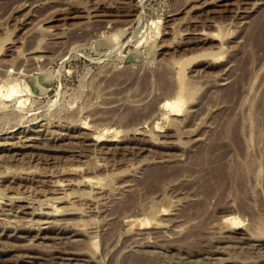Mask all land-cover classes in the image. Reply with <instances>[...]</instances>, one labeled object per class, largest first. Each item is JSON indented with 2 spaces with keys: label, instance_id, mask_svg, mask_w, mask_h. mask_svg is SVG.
Here are the masks:
<instances>
[{
  "label": "rangeland",
  "instance_id": "obj_1",
  "mask_svg": "<svg viewBox=\"0 0 264 264\" xmlns=\"http://www.w3.org/2000/svg\"><path fill=\"white\" fill-rule=\"evenodd\" d=\"M257 19L264 0H0V264H264Z\"/></svg>",
  "mask_w": 264,
  "mask_h": 264
},
{
  "label": "bare ground",
  "instance_id": "obj_2",
  "mask_svg": "<svg viewBox=\"0 0 264 264\" xmlns=\"http://www.w3.org/2000/svg\"><path fill=\"white\" fill-rule=\"evenodd\" d=\"M158 30V29H157ZM254 33H258V36H261V37H263V34H264V27H263V25H262V22H261V19H257V20H255V22L251 25V28H250V34L252 35V38H253V35H254ZM249 34V33H248ZM249 34V35H250ZM216 35V34H215ZM214 37V36H213ZM243 72H244V74L246 73V67H244L243 69ZM242 78V77H241ZM46 79V78H45ZM35 84L36 85H38V86H40V82H36L35 81ZM182 85V84H181ZM180 85V87L178 88V93H177V96L175 97V99H173V100H165L164 101V103H163V107L165 108V110H168V111H170V112H173V114L174 115H177L178 114V112L180 111V109H181V107L183 106V104H184V98H186L185 97V95H183V93L182 92H184V90H183V87ZM24 86H27V85H24ZM19 86H18V84H13L12 86H11V91L13 92V93H16V94H18L19 95V98H22L23 97V92L25 91H28V87H25V89L23 90V89H19L18 88ZM21 88V87H20ZM42 89V92H44V91H46V88H44V87H42L41 88ZM30 91V90H29ZM28 91V92H29ZM12 92L10 93V94H12ZM28 92H26V93H28ZM188 92L190 93V90H188ZM31 93V92H30ZM187 93V92H186ZM188 93V94H189ZM191 95V94H190ZM186 96H187V94H186ZM189 96V95H188ZM18 102H19V104L20 105H22V104H24L25 102H26V99H18ZM28 135V134H27ZM24 137V136H23ZM103 137V135L101 136V137H98V138H95V140L96 141H104V140H106V139H104V138H102ZM105 137V136H104ZM221 139H225V138H227V139H229V142H230V144L232 145V146H234L235 148H238V149H240V148H242V141H241V138H240V136H239V132L235 129V130H233V131H229V130H227L226 132H224L222 135H221ZM26 138V137H25ZM34 138V137H33ZM32 138V139H33ZM22 139V138H21ZM20 139V140H21ZM19 140V141H20ZM36 140V139H35ZM31 141V139L30 138H26L23 142H30ZM33 141V140H32ZM31 141V142H32ZM106 141H114L113 139H110V140H106ZM20 142H22V141H20ZM15 143L13 142V145H14ZM21 144V143H20ZM31 144V143H30ZM215 144H219V145H221L222 143H215ZM29 145V144H28ZM218 145V146H219ZM18 146V145H17ZM20 146V145H19ZM26 146V145H25ZM30 146V145H29ZM32 146V145H31ZM30 146V147H31ZM21 147V146H20ZM29 147V148H30ZM220 147V146H219ZM17 148V147H16ZM22 148V147H21ZM27 148V147H26ZM214 148V149H213ZM215 148H217V147H215V145H213L212 147H210V149H212L211 151H209V153H212V158H208L207 157V159L204 161V164H210V167H209V169H208V174H209V178L207 179V180H205L204 181V183L202 184V186H203V189H205V190H207V188L208 189H210V188H212V187H214V188H216L217 189V194H220V195H222V193L224 192V190L226 189V187H227V182H228V180H232L233 181V185L235 186V184L234 183H236V181H237V176H236V174L234 173V172H232V171H230L229 170V168H228V166H225L224 164L222 165V164H218V165H216V166H214V167H212L211 166V163H212V160L213 159H221L222 157H223V153H222V151H215ZM220 148H222V147H220ZM23 149V148H22ZM236 150V149H235ZM241 150V149H240ZM240 150H239V153H240ZM207 153H208V151H207ZM237 153V152H236ZM203 163V162H202ZM161 174H163L162 172H156V174H154V176H153V179H154V183H156V182H159V180L160 179H162L161 177ZM235 174V175H234ZM166 176H163V178H165ZM148 183V182H147ZM25 208V207H24ZM26 209V208H25ZM44 213H46V212H44ZM43 215V214H42ZM48 216V215H47ZM46 217V216H45ZM49 218V217H48ZM148 223H150V221H147L146 220V222H145V225L147 226L148 225ZM74 253V252H73ZM77 254H79V253H77Z\"/></svg>",
  "mask_w": 264,
  "mask_h": 264
}]
</instances>
